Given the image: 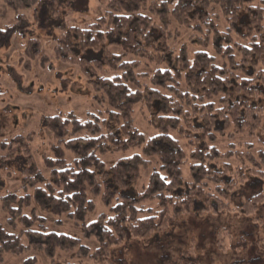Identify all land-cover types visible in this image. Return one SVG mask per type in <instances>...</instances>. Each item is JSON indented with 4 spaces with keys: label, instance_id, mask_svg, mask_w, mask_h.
<instances>
[{
    "label": "trees",
    "instance_id": "obj_1",
    "mask_svg": "<svg viewBox=\"0 0 264 264\" xmlns=\"http://www.w3.org/2000/svg\"><path fill=\"white\" fill-rule=\"evenodd\" d=\"M58 1L2 0L15 13L31 8L50 11ZM219 14L224 31L217 23ZM59 29L53 58L76 67L105 110L102 117L88 114L84 120L72 112L42 120L54 143L43 162L48 180L43 190L36 189L35 199L52 216H65L80 225L83 239H94L97 249L91 253L80 240L49 233L44 225L41 232H24L39 240L31 243L34 249L52 255L76 250L81 258L113 264L110 249L163 232L197 201L212 198L205 199L208 206L202 212L230 213L226 200L237 186L244 185L248 176L264 182V142L259 141L262 149L256 152L251 143L231 146L225 153L215 147L220 137L252 138L262 128L264 0H108L102 15L92 22ZM180 30L191 36L188 44L174 51L170 43ZM3 37L7 33L0 31L1 43ZM190 46L195 49L189 50ZM140 61L155 66L151 76L137 74ZM138 105L156 133L148 140L133 121ZM32 142L33 135L28 134L0 144V152H5L0 159L13 160L19 154L31 159ZM130 151L136 153L111 168L100 159ZM151 160L155 167L148 184L136 192L141 172L148 170ZM184 168L190 174L188 181ZM91 197L99 198L109 215L100 214L85 224L95 209ZM29 199L25 196L23 203L28 205ZM263 202L264 186L237 212L249 217ZM151 203L154 208L147 206ZM5 209L12 227L17 218L26 228L34 221L45 223L33 211L26 217L21 207ZM21 236L0 225V264L6 255L19 256L31 247L22 245ZM221 242H217L220 251L247 248L243 241L227 248ZM23 264L37 260L28 258Z\"/></svg>",
    "mask_w": 264,
    "mask_h": 264
},
{
    "label": "rangeland",
    "instance_id": "obj_2",
    "mask_svg": "<svg viewBox=\"0 0 264 264\" xmlns=\"http://www.w3.org/2000/svg\"><path fill=\"white\" fill-rule=\"evenodd\" d=\"M108 0H59L52 5V10L31 8L15 13L9 10L0 0V31L7 33L0 44V144H8L16 136L33 135L30 145L31 159L20 154L13 160L3 162L0 159V225L9 234L22 235L21 243L30 247L39 240L27 237L25 231L41 232L40 225L46 231L58 235L69 236L80 240L91 253L97 249L94 239L84 240L82 228L75 225L65 216L56 217L42 209L35 199L36 189L43 190L48 180L49 171L44 167V156L49 155V145L54 143L53 135L44 126L46 117L65 116L73 113L84 120L88 114L104 115V106L97 103L96 95L79 70L53 58L54 39L60 34L59 27L82 26L102 15ZM217 23L221 31L225 30L222 18ZM191 34L180 30L170 46L177 51L188 44ZM234 38V37H233ZM235 41H238L234 38ZM240 44V42H238ZM190 45V44H189ZM189 50L195 48L189 47ZM220 60V59H218ZM239 58H237V61ZM155 66H147L140 61L135 70L138 75H152ZM105 76H108L105 74ZM260 105L264 106V95L260 97ZM258 100V101H259ZM146 112L141 105L134 109L135 127L148 140L156 135L146 123ZM264 142V116L262 128L255 137L235 136L218 138L215 147L219 152H227L231 146L244 143L254 145L256 152L262 149ZM258 142L260 144H258ZM180 145L186 153L190 149L185 141ZM259 145V146H258ZM136 151L100 156L107 168L123 158L130 157ZM5 152H0V158ZM69 158V156H68ZM70 159V158H69ZM154 160L147 171L141 172V179L136 192L148 184V177ZM29 169L30 174L23 173ZM184 178L190 180L187 168ZM40 177V178H39ZM244 185L237 186L226 200L233 210L230 213L212 214L202 212L208 206L205 198L197 201L190 212L173 222L166 230L154 234L144 240H128L115 249H110V260L113 264H264V202L258 211L249 217L237 212L253 195L264 186L258 178L248 176ZM208 188L204 189L205 193ZM211 192V190H210ZM29 196V204L23 198ZM22 203L20 204V201ZM95 205L84 223L89 224L100 214L109 215V209L99 198H92ZM154 208L155 203L147 204ZM21 207L23 216L34 215L45 220L44 224L34 221L26 228L17 218L16 226L8 223L9 216L5 208ZM222 241L224 247L236 245L242 241L247 248L241 251H220L217 242ZM44 252L32 246L25 253L15 256L6 255L3 264H23L28 258H35L37 264H103L81 258L76 250L65 253L60 250Z\"/></svg>",
    "mask_w": 264,
    "mask_h": 264
}]
</instances>
